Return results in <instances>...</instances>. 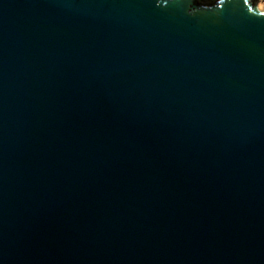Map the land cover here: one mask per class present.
Wrapping results in <instances>:
<instances>
[{
	"label": "water",
	"instance_id": "obj_1",
	"mask_svg": "<svg viewBox=\"0 0 264 264\" xmlns=\"http://www.w3.org/2000/svg\"><path fill=\"white\" fill-rule=\"evenodd\" d=\"M0 264H264V0H0Z\"/></svg>",
	"mask_w": 264,
	"mask_h": 264
}]
</instances>
